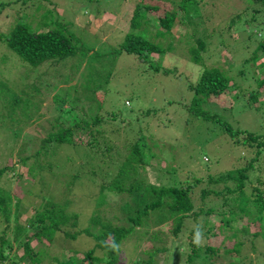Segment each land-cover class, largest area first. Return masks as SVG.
I'll use <instances>...</instances> for the list:
<instances>
[{
  "label": "rangeland",
  "instance_id": "1",
  "mask_svg": "<svg viewBox=\"0 0 264 264\" xmlns=\"http://www.w3.org/2000/svg\"><path fill=\"white\" fill-rule=\"evenodd\" d=\"M12 1L16 0H0V3ZM47 1L59 8L60 19L65 22L63 23L65 28L68 27L69 31H67L72 35L74 43L77 42L79 48L87 49V51L77 59H73L72 67L68 70L63 68L62 71L65 72L63 75L68 73L70 75L67 80H65L67 76L55 77L67 82L61 83L57 89L46 88L51 90L50 92L43 89L35 94V99H40L39 112L32 113L38 108L34 101H31L28 112L24 110V112L18 110L16 113L9 114L5 111L0 112V168L7 164L13 166L17 160L20 162L19 156L16 155V142L21 144L26 140L28 144L26 154H28L32 152L34 145L29 143L28 136L30 139L34 138L33 141H35L38 138H46L51 131L58 129L59 123L52 118L54 114L51 111L54 105L53 97L58 95L60 90L64 91L67 86L73 85L77 87H72L75 94L72 96L75 97L79 106L87 103L85 99L88 95L92 101V112L99 113L104 121L109 119L110 123L105 126L117 130L114 135L109 131L103 135L113 141L114 152H118L116 149L118 146L120 148L126 145L123 132L130 127L127 135L147 140L148 147L152 149L149 155L151 163L162 158L174 163L175 167L171 165L174 170L169 175H173L176 181L181 177L182 179H199L206 184L211 179L231 174V170L242 168L244 163L250 162L256 148L246 137L247 133L264 135V101L259 95L260 97H257L254 103L247 104L245 92L251 87L257 89V92H260L258 88L261 90V86L257 88L254 79H249L248 76L254 73V76L264 77V47L258 46L261 37L256 31L260 30L261 26L264 28L263 3L255 0H192L187 5L190 9L188 14L185 12L187 14L185 18V13L178 10L181 0L150 2L145 0L146 3L159 5L156 10L146 9L145 27L147 37L163 50L161 53L154 52L146 58L138 57L135 53L128 54L120 51L124 34L122 23H128L129 15L133 13L136 4L141 3L142 0ZM43 7L36 13L38 16L45 11ZM8 9L4 8L0 12V30L3 27H9L13 8L9 11ZM243 9L247 10L246 14ZM169 10H176L177 19L166 35H159L158 30L161 24L157 20H161L165 12ZM238 13L242 15L241 18L246 24L240 20L237 22L240 24L235 28V25H230L229 21L233 15ZM46 14L50 16L49 19L59 17L54 10H46ZM252 15L255 20L249 21ZM242 24L245 27H242ZM261 31L263 30L259 32ZM198 40L204 45L201 46ZM195 51L199 53L198 63L193 60ZM2 52L7 53L10 58L5 65L2 64L3 76L11 80L14 75L23 74L24 67L20 66L18 61L17 66L11 64V58L16 57L15 54L0 45V57ZM254 52L258 55L255 58ZM222 55H224L223 58ZM149 60L154 61L153 64L146 62ZM202 62L206 67H222L230 78L229 88L224 93L195 94L196 84L203 70L199 65ZM9 64H11L10 69ZM247 72L248 74H244ZM9 91L7 89L8 93ZM29 92L33 91L29 90ZM194 98L197 100L194 101ZM260 106L262 108H259ZM45 108L48 113H40L42 109L44 112ZM38 114L40 116H37ZM27 118L30 119L28 121L19 120ZM230 131L239 133L231 136ZM35 148H37L36 145ZM95 150L93 147L90 155V149L81 150L69 145L59 148L55 151L57 154L54 157L47 158V161L53 164L52 171L47 173V179L51 178L58 182L64 174H69L65 171L70 164L68 158L71 159L73 165H82L85 160L87 163L97 161ZM261 155L264 156V149ZM31 163L32 159L24 167L20 163L16 164L15 168L13 166L11 171L0 178L2 187L13 194L19 182L20 188L27 189L32 182L31 175L28 176L27 173ZM100 165L92 164L91 166L96 170ZM254 168L247 172L248 176H252L253 185H255L257 174L264 183V161L259 162V168L258 165ZM143 173L146 174V179L154 184L155 182L165 183L169 180L160 166H147ZM21 174L22 179H19L18 176ZM247 180L246 182H249L250 178ZM202 182L199 185L203 186ZM262 183L260 186L264 187ZM229 184L231 187L234 186L233 182ZM33 187V190L38 192L40 185L37 183ZM98 189L97 186L87 183L83 188L84 191L71 195L76 198L84 196L82 201L73 205V208L90 211L91 206L89 205L91 204L86 205L85 200H89L90 195ZM245 190L248 194L249 183H246ZM194 192L199 194V188ZM108 197L116 201L121 199L120 195L113 193H109ZM236 199L237 197L234 200ZM28 200L34 205H39L42 202L41 192L39 195L30 196ZM234 200L232 203L235 207L238 203L235 204ZM224 201L229 202L228 198ZM253 203L249 202L247 205L253 207ZM247 205L245 204L244 207ZM204 206L217 205L207 203ZM252 207L249 209L253 215L237 223V228L242 229L245 226L249 233H253L251 230L256 228L255 222H259L254 220L256 217L261 216L264 224V207L259 211ZM228 208L226 203L225 209ZM13 212L15 209L12 208V215ZM117 212L110 211L109 215L114 216ZM33 213L32 207L22 203L17 217L21 223H25ZM118 216L120 217V214ZM245 216L247 218V215ZM185 224L180 235L176 238L170 236V240L165 224L150 226L149 233L144 238L130 236L119 246L120 262L126 264L132 258H146L156 253V250L168 248L164 255L158 254L157 264H189L186 258L192 245L188 243L194 241L202 245L206 238L201 233L190 234L195 226L192 221H187ZM4 227L5 223L0 217V237L3 236ZM215 227L218 228V226ZM258 230L261 232L264 227H259ZM237 235L243 241L239 256L241 264H264V238L261 235L257 238H253L250 234L237 233ZM87 238L82 236L70 243L59 239L56 242L57 248L52 249L51 252L60 253L58 250L63 247H79L85 250L90 247L87 243L90 240ZM34 242L32 245L35 244ZM149 245H151L150 250L145 251L150 247ZM40 247L41 244H38L35 249L38 250ZM11 249L9 250L11 258L3 264H19L15 260L22 254V249L18 246H13ZM221 251L223 255L220 261L226 264L231 257L225 256L223 250ZM45 259L40 264H54Z\"/></svg>",
  "mask_w": 264,
  "mask_h": 264
},
{
  "label": "trees",
  "instance_id": "2",
  "mask_svg": "<svg viewBox=\"0 0 264 264\" xmlns=\"http://www.w3.org/2000/svg\"><path fill=\"white\" fill-rule=\"evenodd\" d=\"M18 1L0 3V12L4 8H9L8 11L13 8L9 27L2 26L5 29L0 30V45L15 54L16 57L11 58L12 66H17L19 62L20 66L24 67L23 74L14 75L11 80L3 76L2 64L5 65L9 57L7 53L2 52L0 57V112L5 111L8 114L16 113L18 110L28 112L34 101L38 108L32 113L36 114L40 109V99H35V94L43 89L50 92L51 90L46 88L57 89L61 83L67 82L65 80L70 75L69 73L63 75L65 73L62 71L63 68L68 70L72 67V60L77 59L87 49L79 48V44L74 43L72 35L68 33V27L66 29L63 24L65 22L60 19L61 13L55 4L52 5L47 0H20L19 3ZM191 1L181 0L178 10L188 14L190 8L187 5ZM255 1H260L264 5V0ZM145 3V0H142L141 3L136 4L133 13L129 15L128 23H122L124 34L120 51L128 54L135 53L138 57L147 58L154 52L161 53L163 50L147 37L145 27L146 9L156 10L159 5ZM42 7L45 11L39 17L36 13ZM46 10H54L59 17L49 19L50 16L46 14ZM246 11L243 9L245 14ZM176 14V10H169L165 12L161 20H157L161 24L160 27L158 26L159 35H166L170 31L177 19ZM262 15L264 16V12ZM241 16L240 13L233 15L229 21L230 25H235L236 28L240 20L246 24ZM248 20L254 21L255 17L252 15ZM242 27L245 26L242 24ZM259 29L263 31L256 30L261 37L258 46L264 47V42H262L264 41L262 37L264 28L261 26ZM198 42L201 46L204 45L203 42L199 40ZM193 54L194 62L198 63L199 53L195 51ZM257 56L254 52V58ZM146 62L153 64L154 61ZM11 64H9V69ZM64 65L67 66L64 67ZM199 65L203 70L196 84V95L201 93L222 94L229 88L230 78L222 67H206L203 62ZM155 68L157 69L158 66ZM92 71L93 69L91 73ZM58 75L67 77L65 80L55 78ZM254 75L253 73L248 78L254 79L256 87L261 86V90L258 88L260 92H257V89L252 87L245 90L247 104L254 103L255 99L260 97L259 95L264 101V77ZM72 87L77 86H67L64 91L60 90L59 94L53 97L54 105L51 111L54 114L52 118L59 123L58 129L51 131L46 138L36 137L38 139L35 141H33L34 138L30 139L28 136L29 143L34 144L32 152L28 154H26L28 150L26 140L21 144L15 143L16 155L19 156L20 162L17 160L13 166L15 168V165L20 163L24 167L32 159L27 172L28 176L31 175L32 182L27 189L20 188L18 182L12 194L2 187L0 180V217L5 223L3 236L0 237V264L11 258L9 250L11 251L13 246L22 249V254L15 260L19 264H40L44 258L54 264H123L120 262L119 246L124 240L132 235L144 238L149 233L150 226L162 224L167 226L166 232L170 240V236L176 238L180 235L187 221L195 224L190 234L201 233L206 238L202 245L194 241L188 243L192 245L186 258L189 264H223L220 261L223 255L221 250L225 256L231 257L226 264H241L239 256L243 241L238 238L237 233L250 234L253 238L261 235L264 238V230L261 232L258 230L259 227H264L261 216L254 219L259 222H255L256 228L251 230L253 233L247 232L248 229L246 230L245 226L242 229L237 228L238 222H243L253 215L249 209L252 206L247 205L249 202H254L252 208L258 211L264 207L260 205L264 204V187L260 186L263 181L257 174L255 185H253L252 176L247 175L248 171L255 169L254 166L258 165L259 168V162L264 161V156L261 155L264 149V135L247 133L246 137L256 149L252 153L250 162L244 163L242 168L231 170V174L215 177L206 184L199 179H182L181 177L176 181L173 175H169L174 170V163L164 158L151 163L149 155L152 149L148 147L147 140L127 135L130 127L123 132L126 145L120 148L118 146L116 148L118 152H114L113 141L103 135L106 131L114 135L117 130L105 126L110 123L109 119L104 121L99 113L92 112V101L88 95H86L87 99L84 98L87 103H83L84 105L80 107L75 97L72 96L74 94ZM7 89L10 90L9 93ZM196 100L197 98H194V101ZM9 101H11L10 104ZM99 104L101 108L100 101ZM43 110L40 113H48L46 108L44 112ZM28 116L31 117L29 114ZM29 119L19 120L28 121ZM237 133L239 132L230 131L231 136ZM67 145L81 150L90 149V155L94 147L97 161L87 163L85 160L82 165H73L71 159L67 157L70 164L65 171L69 174H64L58 182L51 178L47 179V173L53 169V164L48 162L47 158L54 157L57 154L55 151ZM61 154L67 156L65 153ZM92 164L101 165L95 170ZM13 166L7 164L1 167L0 178L11 171ZM147 166H160L169 180L165 183L149 182L146 174L143 173ZM18 178L22 179V174ZM249 178L250 181L246 182ZM200 182L203 186L199 185ZM231 182L234 184L233 187L229 186ZM37 183L40 185L38 192L33 190V186ZM87 183L99 188L97 192L90 195L89 200H85L86 205L91 204L89 205L91 206L90 211L86 212L87 208L86 211L75 210L73 205L82 201L84 196L76 198L71 195L84 191L83 188ZM246 183L250 185L248 194L245 190ZM197 188L200 190L199 194L194 192ZM39 192H41L42 202L34 205L28 198L32 195H39ZM109 193L120 195L121 199L113 200L108 197ZM230 196L231 199H229ZM236 197L237 199L234 200ZM227 198L229 202L224 201ZM232 200L235 204L238 203L235 207ZM22 203L34 210L33 215L25 223H21L17 217ZM207 203L217 206H204ZM226 203L228 209H225ZM245 204L246 207H244ZM240 205L242 207L239 208ZM12 208L15 209L13 215ZM110 211L118 212L110 216ZM82 236L90 240L87 242L90 245L89 248L81 250L79 247H63L58 250L60 253L51 252L52 249L57 248L56 242L59 239L70 243ZM33 242L34 245H32ZM38 244H41V247L36 250L35 246ZM149 246L145 251L150 250L151 245ZM167 249L156 250V253L146 258H132L126 264H157L158 254L164 255ZM201 251L203 253H200Z\"/></svg>",
  "mask_w": 264,
  "mask_h": 264
},
{
  "label": "clouds",
  "instance_id": "3",
  "mask_svg": "<svg viewBox=\"0 0 264 264\" xmlns=\"http://www.w3.org/2000/svg\"><path fill=\"white\" fill-rule=\"evenodd\" d=\"M198 237H199V234H198ZM198 237H197V238H198Z\"/></svg>",
  "mask_w": 264,
  "mask_h": 264
}]
</instances>
